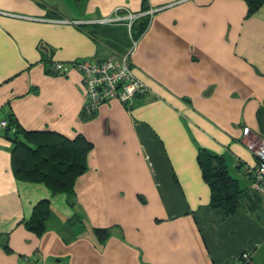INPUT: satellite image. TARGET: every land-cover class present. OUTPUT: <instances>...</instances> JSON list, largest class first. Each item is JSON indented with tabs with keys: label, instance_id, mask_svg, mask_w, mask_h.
I'll list each match as a JSON object with an SVG mask.
<instances>
[{
	"label": "crops",
	"instance_id": "crops-1",
	"mask_svg": "<svg viewBox=\"0 0 264 264\" xmlns=\"http://www.w3.org/2000/svg\"><path fill=\"white\" fill-rule=\"evenodd\" d=\"M119 8L154 10L131 58L146 91L88 114L72 63L130 48L136 23L100 22ZM260 110L264 4L249 14L247 0H0V120L91 143L85 171L54 192L14 175V131L0 129V264H243L244 252L264 264L248 149L264 139ZM202 149L236 181L232 215L210 206ZM40 200L48 217L36 234L24 223Z\"/></svg>",
	"mask_w": 264,
	"mask_h": 264
},
{
	"label": "trees",
	"instance_id": "trees-1",
	"mask_svg": "<svg viewBox=\"0 0 264 264\" xmlns=\"http://www.w3.org/2000/svg\"><path fill=\"white\" fill-rule=\"evenodd\" d=\"M247 4L248 13L251 14L264 4V0H247ZM148 23L149 15H144L132 24L131 30L134 25L137 29L133 33L135 39H139ZM259 117H264V111L260 110ZM7 122L3 129L7 133L11 129L14 131L10 137L13 142L10 154L14 175L21 180L41 181L54 192L60 188L69 191L74 179L86 169V154L91 143L79 135L69 139L54 131H24ZM197 160L210 189V206L221 208L226 215L235 213L240 190L236 181L229 176L224 159L202 149ZM47 217V200H40L24 224L30 231L41 234L46 228ZM95 233L104 239L108 230L97 228Z\"/></svg>",
	"mask_w": 264,
	"mask_h": 264
},
{
	"label": "built area",
	"instance_id": "built-area-1",
	"mask_svg": "<svg viewBox=\"0 0 264 264\" xmlns=\"http://www.w3.org/2000/svg\"><path fill=\"white\" fill-rule=\"evenodd\" d=\"M121 12L123 15H121ZM153 9L147 12L134 13L127 8L116 10L114 18H107L100 22L126 21L129 31L135 20L144 14L152 15ZM131 46L118 56L96 62L89 59L75 61L72 66L81 72L84 87L86 107L85 112L93 113L100 105L115 99L123 104H128L134 97L143 94L146 86L138 80L131 70V58L135 52L138 39L131 37ZM51 69L55 72H66L67 66L63 63L55 62ZM7 120H0V129L6 127ZM251 130L247 127L243 129L244 136H248ZM248 149L255 156L257 163L251 173V188L264 197V139L254 143H248ZM242 263L251 262V254L244 252L241 255Z\"/></svg>",
	"mask_w": 264,
	"mask_h": 264
},
{
	"label": "rangeland",
	"instance_id": "rangeland-1",
	"mask_svg": "<svg viewBox=\"0 0 264 264\" xmlns=\"http://www.w3.org/2000/svg\"><path fill=\"white\" fill-rule=\"evenodd\" d=\"M121 15H123L122 12H121ZM144 15L146 16V15H148V14H144ZM144 15H143V16H144ZM137 20H138V19H137ZM137 20H135V21H137ZM135 21H134V22H135ZM105 22H106V21H104V22H102V23H105ZM111 22H112V21H111ZM111 58H112V57H111ZM105 60H106V59H105Z\"/></svg>",
	"mask_w": 264,
	"mask_h": 264
}]
</instances>
